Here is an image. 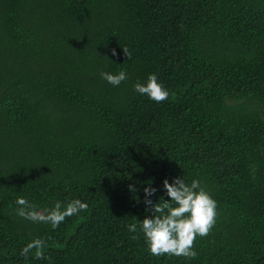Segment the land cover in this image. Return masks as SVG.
<instances>
[{"label":"trees","instance_id":"16d2710c","mask_svg":"<svg viewBox=\"0 0 264 264\" xmlns=\"http://www.w3.org/2000/svg\"><path fill=\"white\" fill-rule=\"evenodd\" d=\"M152 72L166 100L134 91ZM177 175L217 201L193 257L139 231ZM20 196L87 207L54 228ZM0 264H264V0H0Z\"/></svg>","mask_w":264,"mask_h":264},{"label":"clouds","instance_id":"9594fccd","mask_svg":"<svg viewBox=\"0 0 264 264\" xmlns=\"http://www.w3.org/2000/svg\"><path fill=\"white\" fill-rule=\"evenodd\" d=\"M123 52L128 58L131 56L126 48ZM112 54L116 55L115 49H112ZM100 75L114 86L127 79L125 70L101 71ZM133 89L156 102L166 100L170 95L169 88L154 72L149 73L144 81L137 80L133 84ZM127 187L133 192L137 191L135 184H128ZM162 187L163 194L155 202L153 196L158 191L157 187L151 182L143 187L145 211L151 214L145 215L142 220H137L145 245L153 255L167 253L193 257L197 254L192 246L194 240L197 236L206 235L215 224L217 201L211 192L195 178L189 183L181 175L172 177L171 182L166 177ZM16 203L19 205L16 209L18 215L32 220H47L54 228L64 220L65 216L87 207V202L79 198H74L63 206L61 201H56L52 208L47 210V215L41 216L35 205L25 197H18ZM128 228L135 232L137 223L129 224ZM42 243L43 241L37 238L22 249V252L26 253L30 247L39 246Z\"/></svg>","mask_w":264,"mask_h":264}]
</instances>
